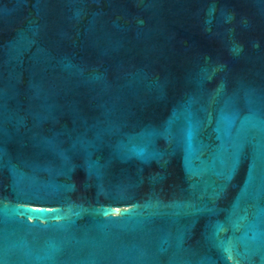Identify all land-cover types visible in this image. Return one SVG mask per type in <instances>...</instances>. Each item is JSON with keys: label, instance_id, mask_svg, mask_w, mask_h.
I'll use <instances>...</instances> for the list:
<instances>
[{"label": "water", "instance_id": "obj_1", "mask_svg": "<svg viewBox=\"0 0 264 264\" xmlns=\"http://www.w3.org/2000/svg\"><path fill=\"white\" fill-rule=\"evenodd\" d=\"M0 264H264V0H0Z\"/></svg>", "mask_w": 264, "mask_h": 264}]
</instances>
